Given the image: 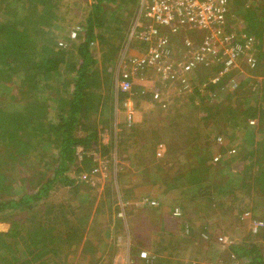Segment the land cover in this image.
<instances>
[{"label":"trees","instance_id":"16d2710c","mask_svg":"<svg viewBox=\"0 0 264 264\" xmlns=\"http://www.w3.org/2000/svg\"><path fill=\"white\" fill-rule=\"evenodd\" d=\"M68 1L29 0V4L24 6L26 9L10 3L9 12L7 7L0 8V223L10 224L8 232H0V264H54L51 257L48 261L46 257L61 250L59 241L62 240L57 238L63 229V235L68 230V236L62 245H67L68 250L72 246L84 247L86 240L83 244L82 228H85L89 215L85 210L79 214L77 209L82 210L80 205L86 201L83 198L86 193L83 192L93 191L91 186L95 185L91 178L96 175V161L89 152L100 151L102 155L99 156L111 163L106 155L111 154L112 147L101 142L99 132L108 133L110 144L114 143V102L117 100L122 105L123 98L128 96L115 92L109 70L116 58L111 55L118 53L126 42L129 24L138 14L139 0H85V3L81 0L87 11L83 19L76 21L74 17L71 20L65 18L62 13H71L73 7L67 4ZM244 1L226 0V4L233 16L232 22L241 26H237L239 37L243 41L248 38L254 40L258 51L256 58L264 63V5L253 9L249 4L245 7L248 2ZM2 3L0 0V7ZM113 6L119 9L113 10ZM62 7L68 10L62 11ZM19 13L25 14V18L22 16L15 20ZM75 27H79L81 32L71 40L70 32ZM95 42L100 43L101 68L96 67L98 60L92 52ZM174 43L179 46V41L172 45ZM218 64L215 67L218 72L214 70L216 74L213 77L219 81H200V87H194L196 90L190 95L192 99L199 97L209 101L208 95L221 92L224 83L231 79L229 74L221 76L225 63L220 61ZM211 65H200L206 70V79L212 73L208 70ZM260 77L264 78V75ZM102 85L106 91L101 90ZM245 104L248 106L250 102L247 100ZM218 105L205 108L207 117L202 122L207 124L213 118L223 120V115L214 110ZM251 107L254 113L249 118L257 119V139L250 135L244 147L243 141L230 135L226 126L218 133L222 143L215 136H206L205 148L208 149L212 143L220 144L228 149L229 155L219 159L216 167L208 169L205 160L197 166L198 170L204 166L209 173L226 170L232 162L234 168H241L233 180L213 186H217L218 195L228 192L227 199L234 204L229 205L227 211L233 212L238 205V212L262 222L263 226L250 232L257 237L258 230H261L260 235L264 234V218H257L260 214L264 217V96L260 106L253 103ZM225 121L229 125L238 121L237 127H241L237 116ZM196 146L197 150L203 149ZM78 148L83 150L80 154ZM234 160L238 162L235 164ZM196 172L193 168L184 176L166 181L167 188H184L187 192L182 197H185L196 187L200 199L204 196L210 198L209 190L215 187L206 186L204 178L193 175ZM154 178L160 179L161 176L155 175ZM58 191L69 196L61 198L60 204L55 193ZM133 194L125 191L123 202L132 200ZM107 197L111 198L110 195ZM100 202L104 204L106 200L103 198ZM57 211L71 212L76 217L73 222L66 218L61 225L50 217ZM184 214L182 210V216ZM58 227L62 228L55 238ZM207 231L208 228H203V232ZM247 241L233 242L226 254L245 264H264L259 243ZM20 247L24 249L20 251ZM176 248L177 244L174 250Z\"/></svg>","mask_w":264,"mask_h":264},{"label":"rangeland","instance_id":"374dc122","mask_svg":"<svg viewBox=\"0 0 264 264\" xmlns=\"http://www.w3.org/2000/svg\"><path fill=\"white\" fill-rule=\"evenodd\" d=\"M2 2L0 8L7 7V12L11 9L9 3L21 7L29 4V0H2ZM83 3H85V0H83ZM83 3L81 0H69L67 4H72L73 8H71L70 14L65 15L66 12H62L64 17L69 20L74 17L73 20L75 21L83 19L82 17L85 16L87 11ZM117 8L115 6L112 7L113 10ZM24 9L26 8L24 7ZM67 10V7L64 9L62 7V11ZM22 16L23 13H19L15 20H20ZM25 16L24 14L23 18ZM137 17L138 14L132 20L133 23ZM132 22L129 24L131 28ZM232 23L235 25L234 22ZM238 27L241 26L239 25ZM131 28L129 29L126 42L119 49L118 53L111 55L116 58L113 61L112 69L109 70L110 77L114 81L115 92L117 85H119V77L121 76V71L118 67L119 60L123 59L121 55L124 53V59L128 60L127 56L143 55L144 52L143 46L140 47L135 41L130 39ZM199 33L203 34L204 32ZM114 43L117 44L118 42L115 41ZM99 44L95 42L92 46L93 55L98 60L96 67L102 64ZM256 56L253 55L252 58L255 57L257 63ZM248 63L249 61H245V63L242 61L241 65H239L240 67L238 66L239 68L235 72H232V77L228 80V83H224V88L221 92L208 95L210 97L209 101L205 98H203L205 100H201L199 97L192 99L190 95L193 89L184 90L185 81L183 82V79H173L168 83H164L163 76L159 75L156 70L135 74L134 88H136L138 82H158L156 90L158 94H155L153 98H148L147 93L150 87H146V89L141 91H134L133 98L131 99L133 114L130 120L128 110L124 107L123 102L127 97L123 98L122 105L115 100V120L112 123L114 128L112 131L115 132V134L113 133L114 141L112 140L114 143L110 144V135L106 137L108 133H105V131L99 132L101 142L112 147L111 154L106 155V157L111 159V163H108L107 168L103 167L101 173L99 169L100 165L96 163V167H94L99 171L91 178L92 183L95 185H90L94 189L91 192L82 191L86 193V196L83 197L86 201L83 199L85 203H81L80 205L82 210L79 211L77 209V213L81 214L86 211V214L89 215L85 228H82L84 236L82 243L84 244L86 240V245L84 247L78 245L77 248L71 245L72 248L68 250L66 248L67 245H62L68 236V230L63 235V229L57 238V240H62L59 241L61 242L59 246L61 250L55 255L47 256L46 261L51 257L54 264H147L146 260L142 262L138 256L135 257L134 253L137 254L138 252L141 256L142 252H147L150 256L149 251L141 250L151 247V241L159 243L157 247L159 249H166L170 255L167 258V262L162 261L157 263L150 256L149 260L151 264H227L230 261L232 264H245L244 261H234L226 253L228 252V247L233 242L248 243L247 240L253 244L259 243L261 247L260 252L264 257V236H262L264 234L260 235L261 230H258L257 237L250 234L251 230H254L255 224L260 221L251 218V215L247 218V215L238 212L236 209L238 205H236L233 212L227 211V207L234 204L230 202L232 200L227 199L228 192L225 195H218L217 186H213L218 183L223 184L226 180H233L238 175L236 173L240 172L237 170L238 168H234V163L232 162L226 170H217L218 172L209 173L204 170V166L200 170H198L197 166L203 162L202 160H205V166L208 169L212 166L216 167V162H218L216 158L219 160L228 154V149L226 150L220 144L216 145L212 143L208 149L205 148L207 146L205 137L209 136V138H212L215 136L218 139V133L224 130L226 126L229 134L239 137L238 140L244 142V137H248L251 135L249 133L252 132L256 133L257 139V119H251L249 116L254 113L251 105L257 103L260 106V101L264 96L263 84H259L258 82V78L264 73V64H261L259 68L257 63L256 68L253 69L247 65ZM216 64L219 65L218 63H212L210 69H208L212 73L207 79L206 70L197 65L190 72V75L186 77V82L195 87H199V82L202 80H207V82L210 80V83H212L214 74L218 72L215 69L217 67ZM106 65L109 66L107 63ZM178 78H181V76ZM101 90L106 91V88L102 85ZM247 100L250 102L248 106L245 104ZM215 104H219L214 110L219 111L223 115L221 116L223 120L218 118L217 121L216 118H213L207 124L201 122L203 124L200 126V113H202L203 121V118L207 117L205 108ZM172 108L176 109V115L173 118L168 115L172 111ZM148 110L154 111V113H148ZM144 112L149 115H144ZM232 116H237L241 127H237L238 121L233 125H229L225 121L226 118H231ZM107 118H109V115H107ZM170 118L171 120H169ZM215 122L217 123L215 124ZM199 135H201L200 138H198ZM247 140L249 141V139ZM196 144L203 149L197 150ZM160 145H163L164 149H159ZM89 154L99 156L101 152L95 151L93 153L89 152ZM234 162L236 164L237 161L234 160ZM193 168L197 170L193 174L195 177L204 178L205 181L203 183H206V186L215 187L209 190L212 194L210 198L204 196L201 200L198 197L199 190L196 189V185H192L195 187L194 191H188L189 195L185 197H182L180 190H169L167 188L166 181H172L184 176L186 172H189ZM160 171L165 173L161 175ZM157 173L161 176L160 179L154 178ZM135 186L137 188L140 187L137 194L144 195L137 196L136 198L139 200L142 198L154 200V196L145 194L152 190L160 198L163 195V201L160 198L155 199L160 203V206L156 209L158 214L150 213L148 208L139 206L135 202L131 204L123 203L124 212H118L115 200L113 201V199L119 193V189L121 191L129 190L130 192H134L132 189ZM83 187L87 188V186ZM55 193L57 194V202L59 204L63 197L67 195L59 191ZM109 195L111 198H106ZM133 195L134 197L136 196L135 194ZM67 197L69 196L67 195ZM192 197L196 199H192ZM93 198H95V201L92 200ZM103 198L106 202L101 204L102 202L100 201ZM221 204L225 206L220 208ZM178 205H183L187 208L181 218L178 217L176 219L168 214L162 216L160 213L161 206L170 207L173 211L179 208L175 207ZM151 211L154 210L152 209ZM245 211H248V209ZM56 216H60V218ZM50 217L56 222L58 220L59 224L63 225V221L66 218L73 222L76 216L71 212L57 211ZM257 218L261 219L264 217L260 214L257 215ZM62 227L55 229V238ZM205 227L206 229L208 228V233L203 232V228ZM9 228V223H0V232H8ZM187 229L190 231L188 235L186 233ZM175 244L178 246L176 250H174ZM183 245L186 246L182 247ZM23 249L21 248L20 251ZM122 259L123 261L118 262V260Z\"/></svg>","mask_w":264,"mask_h":264},{"label":"built area","instance_id":"2783aa9c","mask_svg":"<svg viewBox=\"0 0 264 264\" xmlns=\"http://www.w3.org/2000/svg\"><path fill=\"white\" fill-rule=\"evenodd\" d=\"M138 7V17L133 23L129 37L140 47H144L143 55L127 56L128 60H125L123 53V59L118 62L121 82L117 85L116 94L128 95L124 107L128 110L129 120L133 114L131 99L134 95L135 74L156 70L163 76L164 83L183 79L184 90H196L195 86L186 82V77L197 65L222 61L225 63V69L221 71V76H231L245 59L246 62L249 61L248 66L256 68V60L252 58L255 42L252 38L241 40L238 31L229 27L233 16L226 0H139ZM79 32V27L73 28L70 39L75 40ZM198 35L201 37L195 41ZM177 37L182 38V46L187 52L182 53L181 49L176 51L172 43L178 40ZM179 76L181 78H178ZM217 81L218 78H214L212 83ZM258 82L264 84V78L259 77ZM217 141L222 143V137H218ZM159 149H164V146L160 145ZM82 151L78 148L77 152L80 154ZM92 156L100 165L101 173L103 167L107 168L108 162L101 156ZM98 171L95 170V173ZM136 204L146 208L160 206L158 201L150 198H142ZM172 215L181 218L182 211L176 208ZM261 225L262 222H257L254 231ZM141 257L150 259L147 252H142Z\"/></svg>","mask_w":264,"mask_h":264},{"label":"crops","instance_id":"0c3cea01","mask_svg":"<svg viewBox=\"0 0 264 264\" xmlns=\"http://www.w3.org/2000/svg\"><path fill=\"white\" fill-rule=\"evenodd\" d=\"M245 1H247L248 3H246L245 4V7L247 6V4H249L248 6H249V8H252L253 7V9H255L256 7H259V8H261L263 5H264V1L263 0H245ZM244 1V2H245ZM230 25L231 26H234V28H235V30H237L238 32L240 31L239 29H238V27H237V23L235 22V25H233V23H232V20H231V22H230ZM243 25H246L245 23L243 24ZM132 27H133V25H132ZM130 28H131V26H130ZM132 29V28H131ZM131 32V31H130ZM199 37H201V35H198L197 37H196V39H195V41H197L198 40V38ZM246 38V37H245ZM176 39H178V40H176V42L177 41H179V46H176L175 45V43H174V47L176 48V51L177 50H180L181 49V52L183 53V52H187L188 50H186L185 48H183V46H182V44H183V40H182V38H180V37H177ZM240 39L242 40V38L240 37ZM139 45V44H138ZM140 46V45H139ZM254 48H255V46H254ZM256 52H258L257 51V49L255 48L254 49V51H253V53H252V56L253 55H255L256 56ZM255 58V57H254ZM245 61H246V59L245 60H243V62L245 63ZM257 63H258V65H259V68L261 67V64H264L263 63V61L262 62H259L258 61V59H257ZM244 65H246V64H244ZM261 70V69H260ZM264 74V73H263ZM262 74V75H263ZM147 85H149V86H147ZM136 89L138 90V89H140V90H144V89H146V87H150V89H149V91H148V98H153V96L155 95V94H158V92L156 91L157 90V87H158V82H150V81H148V82H145V83H137L136 84ZM200 87V86H199ZM201 90V89H200ZM170 99V98H169ZM174 107V106H173ZM141 110V109H140ZM140 112H142V111H140ZM148 113H151V114H153L154 113V111H149L148 110ZM148 113H146V112H144V115H149ZM168 115L170 116V117H174L175 115H176V109L175 108H172V111L170 112V113H168ZM116 117H117V114H116ZM142 118L144 119V117L142 116ZM204 119V118H203ZM167 120V119H166ZM169 120H171V118L169 119ZM199 122L201 123L202 122V113H200V115H199ZM135 123H137V121H135ZM258 132V131H257ZM249 134H251L253 137H254V139H256L255 137H256V133L255 132H252V133H249ZM244 142H243V145H244V147L246 146V144H245V142L247 143V139H250V135L248 136V137H244ZM110 140H111V138H110ZM237 155V154H236ZM239 155V154H238ZM234 157H235V155H234ZM238 162V161H237ZM236 162V163H237ZM223 168H225V167H223ZM236 169H237V167H235ZM240 168H238L237 170H239ZM161 175H163L165 172H163V171H160L159 172ZM159 173H157V175H159ZM158 181V180H157ZM137 186H135L132 190L134 191V194L136 195L135 197L133 196L132 198V200H126V201H124V202H126V203H134L135 202V204H136V202H138V201H140L138 198H136L137 196H140V195H143V194H137V193H139V189H140V187L139 188H137ZM180 190V192L183 194L184 192H187V191H184L185 189L183 188L182 190L181 189H179ZM129 191V190H128ZM127 191V192H128ZM124 193V195H125V191H121V189H119V193L114 197V199H113V195H112V199H113V201L115 200V203H116V209L118 210V212H124V209H123V207H122V204L124 203L123 202V200L125 199H123V197H124V195H122V193ZM145 194H148V195H151V196H154V198L157 200V199H159L160 197L159 196H157L156 195V192H153V190L152 191H150V192H147V193H145ZM193 195V194H192ZM144 196V195H143ZM163 195H161V198H160V200L162 199V201H163ZM154 199V200H155ZM192 199H193V197H192ZM125 204V203H124ZM175 207H179V209L180 210H186L187 208L186 207H184L183 205H178V206H175ZM154 210V211H151V210ZM156 209L157 208H148V210H149V212L150 213H152V214H158L157 212H156ZM160 213L162 214V216L163 215H165V214H168L169 216H171L172 215V208H170V207H163V206H161L160 207ZM117 212V213H118ZM171 212V213H170ZM170 213V214H169ZM172 217H173V215H172ZM176 219H178V218H176ZM183 223V222H182ZM184 224V223H183ZM183 227V226H182ZM183 229H184V227H183ZM190 231H189V229H187L186 230V233L188 234ZM153 240H155L154 238H153ZM151 243H152V245H151V247H148V249H142L141 251H149L150 252V256H154L153 258L155 259L154 261H155V263H157V262H162V261H166L167 260V258H168V255L167 254H169L168 252H167V250L166 249H159L157 246H158V244L159 243H156L155 241L154 242H152L151 241ZM134 255H135V257L136 256H138V258L140 259V260H142V262H145V261H143V260H146V263L147 264H149L150 263V260L149 259H144V258H142L141 256H140V254L137 252V254L136 253H134ZM121 261H123V259L122 260H118V262H121ZM139 261V260H138ZM117 262V261H116ZM151 264V263H150Z\"/></svg>","mask_w":264,"mask_h":264}]
</instances>
